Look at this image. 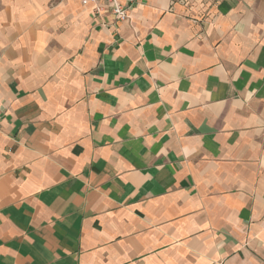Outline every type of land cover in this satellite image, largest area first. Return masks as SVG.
Wrapping results in <instances>:
<instances>
[{
    "label": "crops",
    "instance_id": "crops-1",
    "mask_svg": "<svg viewBox=\"0 0 264 264\" xmlns=\"http://www.w3.org/2000/svg\"><path fill=\"white\" fill-rule=\"evenodd\" d=\"M0 264H264V0H0Z\"/></svg>",
    "mask_w": 264,
    "mask_h": 264
},
{
    "label": "built area",
    "instance_id": "built-area-1",
    "mask_svg": "<svg viewBox=\"0 0 264 264\" xmlns=\"http://www.w3.org/2000/svg\"><path fill=\"white\" fill-rule=\"evenodd\" d=\"M83 5L93 4L97 14L109 11L119 21H126L129 16L133 0H79Z\"/></svg>",
    "mask_w": 264,
    "mask_h": 264
}]
</instances>
